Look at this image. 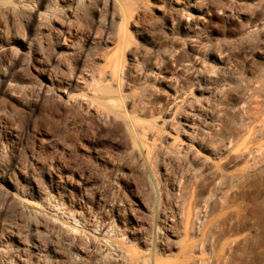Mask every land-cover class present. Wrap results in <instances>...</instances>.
I'll return each instance as SVG.
<instances>
[{"label": "rangeland", "instance_id": "1", "mask_svg": "<svg viewBox=\"0 0 264 264\" xmlns=\"http://www.w3.org/2000/svg\"><path fill=\"white\" fill-rule=\"evenodd\" d=\"M263 144L264 0H0V264H264Z\"/></svg>", "mask_w": 264, "mask_h": 264}, {"label": "bare ground", "instance_id": "2", "mask_svg": "<svg viewBox=\"0 0 264 264\" xmlns=\"http://www.w3.org/2000/svg\"><path fill=\"white\" fill-rule=\"evenodd\" d=\"M123 34V33H122ZM123 39V38H122ZM102 53V52H101ZM107 54V53H106ZM124 51L123 50H121V52H120V54H119V56L117 57V60L115 61L116 62V65H115V69H114V72H117L116 73V75L117 76H114L112 79H109L108 81H110L111 82V84H110V86H106V87H103V88H101L100 87V89H97V91H96V93H123V75H122V71H123V68H124V66H125V64H124V62H125V60H124ZM112 57V56H111ZM109 59H111V58H109ZM111 61H112V59H111ZM155 61V60H154ZM109 62V61H108ZM107 62V63H108ZM156 62V61H155ZM105 67V66H104ZM159 67V66H158ZM103 68V67H102ZM106 69V68H105ZM116 70V71H115ZM119 71H120V73H119ZM101 72H103V71H101ZM102 74V73H101ZM120 74V75H119ZM106 75V74H105ZM108 75V74H107ZM113 75V74H112ZM108 77V76H107ZM101 79V78H100ZM104 80V79H103ZM94 82H96V84H97V81L94 79ZM98 85V84H97ZM118 96H121L120 94L118 95ZM112 99V98H111ZM118 99V98H117ZM112 101L114 102L115 101V99L113 100L112 99ZM111 101V102H112ZM118 101V100H117ZM119 101H121V102H119ZM119 103H122L123 105H125L124 104V101L122 100V98H121V100L119 99ZM117 102V103H118ZM115 103H116V101H115ZM127 105V104H126ZM131 111V110H130ZM143 112V111H142ZM127 113V112H126ZM129 118V117H128ZM191 128V127H190ZM193 128V127H192ZM140 143V142H139ZM142 143V142H141ZM261 146V145H260ZM259 146V147H260ZM263 146H264V144H263ZM146 156V155H145ZM147 262V264H151V261H149V260H146ZM153 261H154V264H156V262H155V260H152V263H153Z\"/></svg>", "mask_w": 264, "mask_h": 264}]
</instances>
